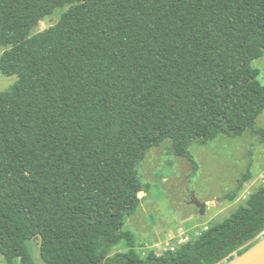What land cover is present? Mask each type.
Returning <instances> with one entry per match:
<instances>
[{
    "label": "trees",
    "instance_id": "1",
    "mask_svg": "<svg viewBox=\"0 0 264 264\" xmlns=\"http://www.w3.org/2000/svg\"><path fill=\"white\" fill-rule=\"evenodd\" d=\"M0 0V252L6 264H224L264 234V184L176 250L135 249L138 164L167 140L247 131L264 85V0H83L32 34L29 8ZM250 175H245L248 179ZM232 197V196H231ZM128 250L114 252L121 244Z\"/></svg>",
    "mask_w": 264,
    "mask_h": 264
},
{
    "label": "rangeland",
    "instance_id": "2",
    "mask_svg": "<svg viewBox=\"0 0 264 264\" xmlns=\"http://www.w3.org/2000/svg\"><path fill=\"white\" fill-rule=\"evenodd\" d=\"M82 1L42 0L34 4L29 8L32 34L55 24L65 11ZM7 48H0V57ZM252 65L259 70L258 79L264 85V55ZM17 80V75L7 76L0 69V93L8 91ZM257 127L264 128V111ZM190 151L195 162L176 154L172 142L167 140L146 151L139 161L141 204L127 219L124 229L134 235L135 249L143 257L150 251L163 254L180 248L207 227L229 217L264 184V138L256 132L194 141ZM245 175L250 177L245 179ZM28 246L35 263L45 264L40 239L29 240ZM126 250L123 243L114 252ZM0 264H6L1 252Z\"/></svg>",
    "mask_w": 264,
    "mask_h": 264
},
{
    "label": "water",
    "instance_id": "3",
    "mask_svg": "<svg viewBox=\"0 0 264 264\" xmlns=\"http://www.w3.org/2000/svg\"><path fill=\"white\" fill-rule=\"evenodd\" d=\"M224 264H264V237L244 253L232 260H225Z\"/></svg>",
    "mask_w": 264,
    "mask_h": 264
}]
</instances>
